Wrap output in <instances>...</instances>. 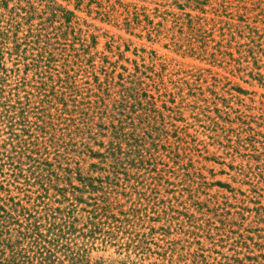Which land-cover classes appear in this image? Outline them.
<instances>
[{"label":"trees","instance_id":"trees-1","mask_svg":"<svg viewBox=\"0 0 264 264\" xmlns=\"http://www.w3.org/2000/svg\"><path fill=\"white\" fill-rule=\"evenodd\" d=\"M187 3L198 11L185 14L190 37L200 33L192 56L230 64L236 59L228 49L236 46L249 62L262 60L264 30L256 23H264V0ZM75 17L57 0H0V172L19 190L13 196L0 185V264H264V132L237 114L226 96L248 91L227 87L211 69L186 72L198 92H177L178 113L198 109L205 133L232 156L239 187L209 183L197 172L198 147L181 131L163 126L165 136L154 135L155 123L165 118L158 101L163 108L176 102L167 89L159 98L147 93L160 92L163 62L161 71L144 75L151 81L146 87L137 75L129 80L111 110L117 122L98 125V150L86 146V158L75 166L52 153L54 104L61 102L53 82L67 86L73 79L78 52L66 41ZM211 41L216 52L208 49ZM28 49L36 51L23 62L29 68L22 70L20 58L5 66L6 54L20 57ZM214 185L230 194H211Z\"/></svg>","mask_w":264,"mask_h":264},{"label":"rangeland","instance_id":"rangeland-1","mask_svg":"<svg viewBox=\"0 0 264 264\" xmlns=\"http://www.w3.org/2000/svg\"><path fill=\"white\" fill-rule=\"evenodd\" d=\"M57 1L76 15L68 30L66 42L73 45L72 48L78 53H76L75 69L71 72L72 81L70 80L67 86L59 84L56 80L53 82L56 84L55 90L61 102L55 101L54 104L58 106L59 113L53 111V129L50 132L56 146L51 147L52 153L58 151L61 159L72 162L75 166V162L80 158H86L83 152L86 146L98 150L99 147L94 145L93 138L100 131L98 125L108 123L109 120L111 122L114 117L117 122L119 115L116 111L111 113V110L119 106L121 92L125 93V88L131 84L129 80H136L133 75H137L146 82L143 85L146 87L151 81L144 78V75H149L151 68L156 72L161 71V62H163L165 82L163 81L160 92L156 93L153 89L147 93L159 98V94L166 93L165 89H167L168 92L175 93L176 102L167 101V109L162 107L163 101H158L157 106L164 112L165 118L155 123L158 130L154 135L158 133L164 135L163 126L165 130L171 132L181 131L177 133L183 134L182 136L194 148L198 147V152L195 151L196 155L193 157V165L197 172L206 176L209 183L220 180L230 183L232 187H239L240 177L235 176L232 156L205 133L204 123L197 115L198 109H193L194 107L182 109V114L178 113L181 110L177 108L181 97L177 92L188 93L193 88L195 78L187 77L189 76L186 74L187 71L198 72L199 68L211 69L213 73L225 78L223 82L228 84L227 87L240 86L248 91L239 94L233 89L226 96L231 99L237 114H246L247 120L253 122L251 126L264 132V68L262 67L264 57L254 64L252 59H249L251 60L249 62L244 58V55H247L245 52L242 53L243 55L237 53L236 46L228 49L236 59L230 64L224 62L220 66L219 63H211L203 57H198L197 53L192 56L190 47L198 48L200 33L198 32V38H191L189 35L185 14L196 15L198 11L189 7L187 0ZM261 16L259 19L263 20L264 15ZM38 22L39 20H36L35 24ZM256 24L259 29L264 30L262 21ZM56 25L59 26V23ZM193 25L196 26L197 23L193 22ZM215 37L217 40L221 38L218 32ZM214 43V41L210 42L208 47L210 52H216L215 49H211ZM35 52L28 49L20 57L15 53L12 56L6 54L5 66L11 68L20 58L19 65L24 71L29 67L23 62H31ZM34 78L30 71L28 79H31L30 85L33 87ZM187 80L189 83L184 84ZM193 90L198 92L194 88ZM170 99V96L166 97V100ZM236 127L237 124H234V128ZM91 162L93 160H88L86 169ZM4 171L8 172L6 169ZM3 175L4 173L0 172V185L3 184L5 188L11 189L12 195L17 196L19 194L16 188L17 182L7 175L10 180L8 184V181H4ZM18 185L22 186V184ZM209 190L211 194H230L227 189L218 185L210 186ZM2 195L6 196L5 193ZM23 196L24 194H20V198H24ZM105 257L116 256L107 254Z\"/></svg>","mask_w":264,"mask_h":264}]
</instances>
